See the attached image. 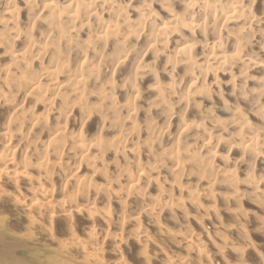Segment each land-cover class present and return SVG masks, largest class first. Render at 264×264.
<instances>
[{
	"label": "bare ground",
	"instance_id": "bare-ground-1",
	"mask_svg": "<svg viewBox=\"0 0 264 264\" xmlns=\"http://www.w3.org/2000/svg\"><path fill=\"white\" fill-rule=\"evenodd\" d=\"M20 1L0 0V264H264L242 211L264 213V135L217 77L264 127V0Z\"/></svg>",
	"mask_w": 264,
	"mask_h": 264
},
{
	"label": "rangeland",
	"instance_id": "rangeland-1",
	"mask_svg": "<svg viewBox=\"0 0 264 264\" xmlns=\"http://www.w3.org/2000/svg\"><path fill=\"white\" fill-rule=\"evenodd\" d=\"M1 2H2V4H1V6H2V8L1 9H3L4 8V6L3 5H5L6 4V0H1ZM15 4L18 6V7H20V8H22L23 7V2H21L20 0H16V2H15ZM165 21V20H164ZM252 42H254L253 43V46L252 47H249L247 50H246V55H248V56H255L256 54H258L259 53V47H258V45H259V43H261L262 42V39L261 38H259L258 36H254V38H253V40H252ZM146 49H144V51L142 50L141 52H140V58L139 59H142L143 57L142 56H144V54H145V59H144V61L143 62H145V63H147L148 61H150V62H153V61H155V66H156V68H157V70L160 72L161 71V67H163V60H161L160 58H156L155 56H154V54H153V52H148V51H145ZM146 52V53H145ZM147 52L149 53L148 55H147ZM244 54V55H245ZM160 59V60H159ZM147 62H146V61ZM142 61V60H141ZM149 62V63H150ZM154 63V62H153ZM251 69H250V71H251V74H253L254 73V71H252V67H251V65L249 66ZM177 72L178 71H176L175 72V74H177ZM236 73L237 72H234V75H236ZM178 74H179V72H178ZM218 77V80H219V82H220V84L219 85H221L222 87H221V93H222V95H223V98H224V100L226 101H229L230 102V105H232L233 107H235V109H230L231 110V112L232 111H235L236 109H239L240 110V113H241V115L244 117V118H246V120H249L250 121V123L251 124H253V127L257 130V131H259L260 132V134H262V135H264V127L262 126V125H259V122H257L255 119H253L254 117L251 115L252 114V112L251 111H249L248 109H247V107L245 108V106H243V104H241V103H235L234 101H233V99L229 96V89H230V84L228 83L227 85L225 84V83H227L228 81H230L229 79H230V77H231V75H230V77H225V76H221V75H219V76H217ZM216 77V78H217ZM178 80H181L180 78L178 79ZM184 83V82H183ZM235 84L236 85H241V82L240 81H238V79H236L235 80ZM226 86V87H225ZM188 87H189V84H187V83H184L182 86H181V88L183 89V88H187L188 89ZM140 91H144L143 90V87L141 88V86H140ZM131 94H128V96H130ZM153 101L154 100H150V96H149V94H147V93H145V94H142V96H141V99L139 100V102L138 103H136V106L140 109V112H142V113H146V111H147V113L149 114V115H151V117H152V119L154 120L155 119V121H154V123L156 122V125H158V127H161L162 125H163V127H162V129L163 130H166V128H168L169 127V125L168 124H170L171 126H170V128H172V124H171V122L170 121H168V122H166L165 121V117H163V119H164V121L162 122V120L163 119H161L160 120V118H161V116L159 115L158 117H160L159 119H158V117H157V115H155L156 113L154 112V111H150V106H152L153 105ZM203 106H202V108L204 107V104H202ZM231 107V106H230ZM39 109H41V108H39ZM222 111V108H221V105L220 104H217V101H216V103L214 104V106H212V108H211V112L213 113V117H214V119H213V121L214 122H218V121H222V122H224V121H226V119H227V117H226V115H225V113L226 114H229V113H231V112H229V110L227 111H223V112H221ZM155 113V114H154ZM250 115H251V117H250ZM156 118H157V120H156ZM157 121H158V124H157ZM162 122V124H161V122ZM165 123V124H164ZM79 127V126H78ZM81 127H82V125H81ZM80 127V128H81ZM84 129H87L88 128V123L87 124H85L84 126ZM170 134L172 135V137H173V135H174V130L173 129H171L170 130ZM212 134H213V137L215 138V139H218V137H219V135L218 134H216L215 132H212ZM166 137H164L163 139V146L165 147H170V142H166V139H165ZM215 142V141H214ZM215 144V146L213 145V147H215L214 149H216V147H217V143H214ZM233 152V151H232ZM232 152H231V157H230V161H231V163H233L234 162V160H235V163H236V160H237V154L235 155V153H233L232 154ZM202 154H207V152H206V150L204 151V152H202ZM233 155V156H232ZM238 158H239V156H238ZM233 159V160H232ZM237 165V164H236ZM239 166V165H238ZM254 166V168H255V170L252 168ZM255 166H258V167H255ZM259 167H260V162H257V164H253L252 166H251V170L254 172V173H256L257 174V172H259ZM239 168V170L241 171V167H238ZM240 171H239V173H240ZM239 189L240 190H242L243 192H247V189H245L244 187H239ZM259 191L262 193V194H264V186L263 185H261L260 187H259ZM248 196H250V195H248ZM246 197V198H244V200H243V207H242V211L245 213V215H246V219H247V224H246V230H247V232L250 234V239H251V241L253 242V247H255L254 248V250L256 251V252H258V254L260 255V257L262 258V259H264V221H263V219H264V213L261 211V206L259 205V202H261V201H263V199H261V198H259V197H261V195H258L257 194V196H258V199H253V198H249V197ZM7 212V213H6ZM5 212V214H8L9 215V213H8V211H6ZM191 223H193L192 221H191ZM193 226H195V224H193ZM131 229V228H130ZM195 229H196V227H195ZM152 234L154 235V232H152ZM226 236L228 237V239H229V241L230 242H232L233 240H236V242H237V238L236 237H238V236H236V235H234V234H232V233H229L228 235L226 234ZM232 238V239H231ZM166 238H161V241L165 244L164 245V247H165V252H175V251H177L176 249H173V248H171V246H169L167 243H166ZM235 241H233V243L234 244H237ZM212 254L214 253V250H213V248H211L210 250H209ZM230 258H228V260L229 261H232V263H235V261H234V259L233 258H231V256H229ZM247 257H248V260L249 261H251V262H249L248 260H247ZM159 259L161 260V257H159ZM245 263L246 264H259L260 262L258 261V259H257V257L255 258V257H253V256H250L249 257V255L247 256L246 255V257H245ZM249 262V263H248Z\"/></svg>",
	"mask_w": 264,
	"mask_h": 264
}]
</instances>
